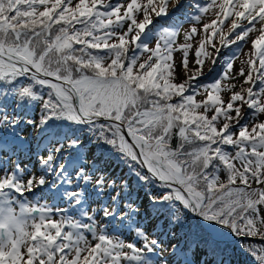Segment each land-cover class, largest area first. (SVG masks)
I'll list each match as a JSON object with an SVG mask.
<instances>
[{"label":"snow or ice","instance_id":"snow-or-ice-1","mask_svg":"<svg viewBox=\"0 0 264 264\" xmlns=\"http://www.w3.org/2000/svg\"><path fill=\"white\" fill-rule=\"evenodd\" d=\"M180 4L0 0V264H168L158 257L177 251L184 264H227L222 229L264 240V0L194 2L187 27L142 43ZM237 42L221 76L193 87L205 59L216 64ZM56 121L88 124L141 182L163 189L149 196L157 216L174 209V243L137 225L128 181ZM33 133L46 135L29 171L19 154ZM185 209L199 217L194 230ZM243 246L264 264V244Z\"/></svg>","mask_w":264,"mask_h":264},{"label":"rangeland","instance_id":"rangeland-1","mask_svg":"<svg viewBox=\"0 0 264 264\" xmlns=\"http://www.w3.org/2000/svg\"><path fill=\"white\" fill-rule=\"evenodd\" d=\"M194 2L204 4L207 2V0H181V4L178 7L171 8L169 10L167 15L171 14L170 17H168L166 20H163L162 18L167 15L157 17L154 22L149 25L148 29L145 31V34L141 38L142 43H151L156 38V35L159 33V31L163 28H180L184 25L187 27V23L192 20L193 16L198 14L196 8L194 7ZM242 43L243 42H239L238 45L233 44L221 48L219 50V55L215 57L216 64L214 65H211L208 60L205 59L204 75L208 74L209 77H212L217 72H220L221 76L226 66L227 60L236 53L237 48L240 47ZM209 51L213 50L209 48ZM178 55V53L174 54V59ZM213 55H216L214 51ZM189 62V66L191 67L193 63V56L191 52L189 53ZM210 67L211 69L208 70ZM201 77H199L197 81L194 82L193 87L211 83L219 78H215L212 81H199ZM223 94L224 93H221V95ZM38 115L39 109L37 107V111L33 114V118L37 117ZM56 124L63 127L65 131H70L72 134H81L82 143L87 147L88 151L91 152L92 155L96 156L98 161L101 162L103 170L117 180L126 179L128 181L130 195H132L137 200L139 206L142 208L141 213L136 217L137 225L143 223L149 231H154L155 237L163 243H174L175 241L172 240L169 232L175 231L176 227H173L172 229L167 228L169 223V215L174 211V209H172L168 204H164L161 207L159 215L157 216L149 196V192L155 195L162 192L163 189L159 188L155 182L152 184H145L141 182L139 178L134 173H132L128 163L121 158L120 153L113 152L110 146L103 141L96 142L95 137L89 131H87L89 128L88 124L72 126L71 122L68 121H56ZM25 127H28L29 130L31 128V126ZM44 135H46V133H33L32 135H27L22 138L25 143L22 145V150L19 154V160L22 165H28L29 171L37 170L39 167V161L38 157L35 155V149L37 147V143L44 142L42 139ZM28 144H31V147L34 150L32 153L27 151ZM13 159H15V157H13ZM11 167L12 165L9 164V168ZM51 186V183H49L46 186H42L40 189L34 190L33 197L44 198V193L49 188H51ZM59 206L63 207L64 204L61 203ZM92 207L95 208L96 205L92 204ZM170 208L171 210L169 211L168 209ZM184 212L186 227H191L194 230L198 225L199 221L197 220L199 219L194 216V220H196L194 221L193 218L189 216L191 212L186 209ZM153 223L159 225L158 230H153ZM220 239L223 241L222 247L225 249L224 260L227 262V264H259V261L256 259V257L252 255L250 251H246L243 245L250 244L254 247L256 244H264V242L234 239L226 229L221 230ZM158 259H167L168 264H184V257L180 251H177L171 255L165 254L164 257H158Z\"/></svg>","mask_w":264,"mask_h":264},{"label":"water","instance_id":"water-1","mask_svg":"<svg viewBox=\"0 0 264 264\" xmlns=\"http://www.w3.org/2000/svg\"><path fill=\"white\" fill-rule=\"evenodd\" d=\"M171 15V14H170ZM170 15H167V16H165V17H163L162 19L163 20H166L168 17H170ZM181 22V21H180ZM179 22V23H180ZM184 22V21H183ZM220 76V72H217L216 74H214L212 77H209V75L208 74H206V75H203L200 79H199V81L201 80V81H212V80H214L215 78H218ZM197 217V216H196ZM197 218H199V217H197ZM227 230V229H226ZM228 232L232 235V237L234 238V239H245V240H256V241H264V240H258V239H254V238H252V239H249V238H247V237H240V236H236V235H234V234H232L229 230H228Z\"/></svg>","mask_w":264,"mask_h":264},{"label":"trees","instance_id":"trees-1","mask_svg":"<svg viewBox=\"0 0 264 264\" xmlns=\"http://www.w3.org/2000/svg\"><path fill=\"white\" fill-rule=\"evenodd\" d=\"M169 211L171 210V208L170 209H168ZM189 216L190 217H192L193 218V220H194V215L193 214H189ZM196 217V216H195ZM197 218V217H196ZM199 219V218H198ZM194 221H196V220H194ZM197 221H199V220H197ZM250 241H254V242H256V240H250ZM261 242H264V241H261Z\"/></svg>","mask_w":264,"mask_h":264},{"label":"bare ground","instance_id":"bare-ground-1","mask_svg":"<svg viewBox=\"0 0 264 264\" xmlns=\"http://www.w3.org/2000/svg\"><path fill=\"white\" fill-rule=\"evenodd\" d=\"M226 30H227V29L225 28V31H226ZM236 44L238 45V44H239V42H237Z\"/></svg>","mask_w":264,"mask_h":264}]
</instances>
